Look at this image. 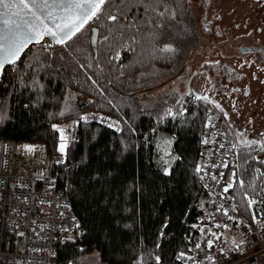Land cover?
<instances>
[{
    "label": "trees",
    "instance_id": "obj_1",
    "mask_svg": "<svg viewBox=\"0 0 264 264\" xmlns=\"http://www.w3.org/2000/svg\"><path fill=\"white\" fill-rule=\"evenodd\" d=\"M198 41L191 0H106L72 41L32 44L5 68L0 136L52 154L66 127L64 161L53 172L82 234L59 246L56 264H84L92 253L102 264H182L178 252L207 250L213 233L221 237L198 224L208 190L197 169L212 101L190 91L143 108L139 98L181 76ZM87 109L117 123L81 117ZM263 151L260 141L239 142L231 156L227 196L250 219L264 196Z\"/></svg>",
    "mask_w": 264,
    "mask_h": 264
},
{
    "label": "built area",
    "instance_id": "obj_2",
    "mask_svg": "<svg viewBox=\"0 0 264 264\" xmlns=\"http://www.w3.org/2000/svg\"><path fill=\"white\" fill-rule=\"evenodd\" d=\"M42 42L54 45L48 37ZM82 117L99 120L100 115L89 111ZM203 144L198 172L208 195L200 201L204 208L198 224L222 235L207 250L178 252V259L182 264H264V196L258 199L252 219L228 198L224 189L236 176L231 162L235 142L213 111L208 114ZM25 145L34 146L0 136V264H56L59 246L75 243L82 234L71 199L58 187L53 172L64 155L54 152L38 158L35 146L28 152Z\"/></svg>",
    "mask_w": 264,
    "mask_h": 264
},
{
    "label": "rangeland",
    "instance_id": "obj_3",
    "mask_svg": "<svg viewBox=\"0 0 264 264\" xmlns=\"http://www.w3.org/2000/svg\"><path fill=\"white\" fill-rule=\"evenodd\" d=\"M191 7L198 45L189 51L182 75L140 95V106L194 91L212 101L209 111L221 117L236 144L264 142V0H191ZM89 111H79L80 116ZM96 113L99 119L117 123L106 113ZM32 143L38 158H49L43 144ZM83 260L102 264L96 253Z\"/></svg>",
    "mask_w": 264,
    "mask_h": 264
},
{
    "label": "snow or ice",
    "instance_id": "obj_4",
    "mask_svg": "<svg viewBox=\"0 0 264 264\" xmlns=\"http://www.w3.org/2000/svg\"><path fill=\"white\" fill-rule=\"evenodd\" d=\"M104 4L105 0H0V78H2L4 67L15 65L21 53L30 44H39L48 37L59 45H66L78 34H82L90 22L99 19ZM109 18L116 20V16H109ZM46 47L50 48L51 43H48ZM164 50L171 51L168 48ZM168 114L173 115L171 110ZM57 130L61 133L58 151L64 154L67 144L64 142L63 130ZM251 144L255 145L257 141L253 140ZM23 147L28 152L34 151V146ZM233 178L235 179V176ZM240 184L243 185L242 180ZM229 187L232 185L230 184L224 190L228 191ZM247 203L251 206L256 203V200L250 198ZM212 235L220 239L216 233ZM212 246L213 242L209 240L208 247ZM180 256L187 258L183 253ZM156 259L159 262V257Z\"/></svg>",
    "mask_w": 264,
    "mask_h": 264
},
{
    "label": "water",
    "instance_id": "obj_5",
    "mask_svg": "<svg viewBox=\"0 0 264 264\" xmlns=\"http://www.w3.org/2000/svg\"><path fill=\"white\" fill-rule=\"evenodd\" d=\"M106 1V0H105ZM96 40H97V29H95L94 30V32H93V43H96ZM53 42V44H57L55 41H52ZM33 44H35V43H33ZM32 44H30L27 48H25L24 49V51L21 53V56H20V58L22 57V55L26 52V50L31 46ZM19 58V59H20ZM18 59V60H19ZM17 60V61H18ZM7 66H9V65H6L5 67H4V69L2 70V75H3V73H4V71H5V68L7 67Z\"/></svg>",
    "mask_w": 264,
    "mask_h": 264
},
{
    "label": "crops",
    "instance_id": "obj_6",
    "mask_svg": "<svg viewBox=\"0 0 264 264\" xmlns=\"http://www.w3.org/2000/svg\"><path fill=\"white\" fill-rule=\"evenodd\" d=\"M260 142H262V141H260ZM262 143H264V142H262ZM256 158H257V159H260V158L264 159V151H263V152H259V153L256 155Z\"/></svg>",
    "mask_w": 264,
    "mask_h": 264
}]
</instances>
